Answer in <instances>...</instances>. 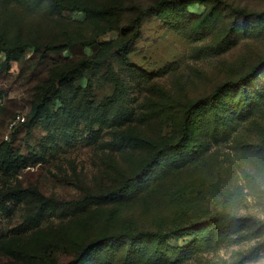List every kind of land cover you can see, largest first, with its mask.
<instances>
[{
	"label": "rangeland",
	"instance_id": "obj_1",
	"mask_svg": "<svg viewBox=\"0 0 264 264\" xmlns=\"http://www.w3.org/2000/svg\"><path fill=\"white\" fill-rule=\"evenodd\" d=\"M159 1L0 0V48L61 46L45 55L30 47L7 62L0 53V264H68L88 247V264H124L120 234L176 227L183 233L164 247L166 264L264 255V223L231 217L241 178L264 176V26L234 10L260 15L264 0L153 9ZM72 3L120 10L93 17L67 11ZM254 67L246 89L220 95L225 128L214 130L213 106L198 109L178 154L185 109ZM159 150L185 160L160 177L148 171L131 197L112 198ZM218 213L224 220L207 229ZM233 229L261 242L225 259ZM145 246L137 264L154 262L153 243Z\"/></svg>",
	"mask_w": 264,
	"mask_h": 264
},
{
	"label": "trees",
	"instance_id": "obj_2",
	"mask_svg": "<svg viewBox=\"0 0 264 264\" xmlns=\"http://www.w3.org/2000/svg\"><path fill=\"white\" fill-rule=\"evenodd\" d=\"M51 1L54 2L55 0H51ZM182 1L183 0H160L157 3V5L153 7V9L162 10V9H165L167 5L181 3ZM119 10H120V7H115V6L106 7L102 9H94L92 7H89L86 5H80L77 3H72L69 7H67V11H80V12L85 13L87 16H93V17H106L109 15H112L115 12H118ZM234 13L240 19L255 18V20H257L255 27L257 26L258 28H261L264 26V20H263L264 13L260 15H256L253 12H247L242 9H236L234 10ZM141 16H142V13H140L138 17L136 18L135 20L136 25H140ZM252 28L254 27H251L250 30ZM128 29L130 30L131 27H128ZM230 38H231L230 35H228L223 39L224 40L223 43L225 44L226 47L229 46L232 42ZM95 41H96V38H92L90 40H82L78 42L84 46H90L94 44ZM67 44L68 45L66 46L71 45V43H67ZM30 47H33L35 48V50L42 52L43 55H45L46 53L55 52L61 49V46L59 45L32 46L30 44H22V45H16L10 49L0 48V53H3L5 55V60L7 62L10 59L11 54H15V53L20 54ZM122 51H125V46L123 47ZM258 68L259 67H254V69L251 72L244 75L238 80H233L228 83L221 84L217 88V90L214 92L213 95H211L208 98L202 99L198 101L195 105L193 104L191 105V107H188L187 109H185L184 114H183L180 136H179L178 141L176 142V148H175L177 151L178 150L181 151V152H178V154L182 153L183 150L189 147L186 144L190 141L192 137L193 127L196 125L197 119L201 117L199 114L200 110L198 109H201V108L205 109L209 105L213 106V112L215 111V116L219 120L218 121L217 119H212L213 124H214V130L216 131V130H219L220 128H223L224 123H222L221 119L218 118V112H219L218 108L221 106V103L219 102V100L221 99L220 95L229 89H239V90L246 89V86L251 80V76L254 74V72ZM202 118L204 119L206 118L207 119L206 121L209 122V118L206 116V114H203ZM167 151H162V150L157 151L155 157L147 165H145L143 172L141 173L138 172L135 174V176L128 178L126 182L124 183V185L119 189V191H117L116 193L112 195V198H115V199L116 198H129L132 195L136 194L137 187H139L141 184L139 180H142L143 176H145L148 171H152L154 168H155L154 169L155 173L152 175H154L155 177H160V174L158 172L161 173L160 171L161 168L164 170V172H166L167 170L166 166H174L175 168H180L179 164L185 160V157L184 158L181 157L177 159L176 156H173L170 154H164ZM175 152L176 151H174V153ZM175 154H177V152ZM206 219H208V222L202 220L203 222L197 221V222L191 223L190 227H187L189 228L187 231L191 229V226L194 228V226L198 224H203L206 222L210 224V223H217L218 221H222L224 220V215L222 213H218ZM206 228L209 230H216V228L212 224H210ZM187 231L185 234H188ZM181 233H183L182 229L177 228V227L173 228L172 230L163 231V232L140 231L138 233L120 234L117 237L116 241H117V244H118V241H122V244L124 243L123 246L126 248L125 253H124V264H137L139 260L141 261L142 259H144L143 256H146V254L148 253V247L145 246L148 242H152L154 245L153 264H166L167 257H163L164 247L167 245V242L170 238L172 237L177 238L180 236ZM102 240H103V242L101 243L102 245L112 244L114 242V238L100 239L99 241H96L95 243L92 244L93 247H95L97 244H100V241ZM121 245H119V247ZM89 249H90L89 247L85 248L84 251L76 259L71 260L70 262H68V264H82L83 261L86 262L84 264H88V262L91 263L94 259L93 258L89 259L91 256L90 253L87 252Z\"/></svg>",
	"mask_w": 264,
	"mask_h": 264
},
{
	"label": "clouds",
	"instance_id": "obj_3",
	"mask_svg": "<svg viewBox=\"0 0 264 264\" xmlns=\"http://www.w3.org/2000/svg\"><path fill=\"white\" fill-rule=\"evenodd\" d=\"M231 217L237 223L246 217H252L254 220L264 223V176L257 177L254 181H244L241 178L239 191L233 200ZM248 235L246 229L239 231L233 229L229 234L232 243L227 255L224 251L221 252V255L228 259L232 253L245 252L261 242L256 239H244ZM248 264H264V255L249 259Z\"/></svg>",
	"mask_w": 264,
	"mask_h": 264
}]
</instances>
